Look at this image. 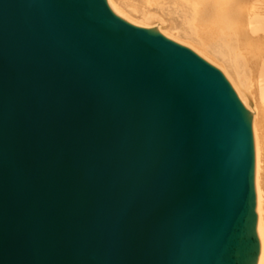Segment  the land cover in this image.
Wrapping results in <instances>:
<instances>
[{"label":"water","instance_id":"95a60500","mask_svg":"<svg viewBox=\"0 0 264 264\" xmlns=\"http://www.w3.org/2000/svg\"><path fill=\"white\" fill-rule=\"evenodd\" d=\"M241 91L109 0H0V264H257Z\"/></svg>","mask_w":264,"mask_h":264},{"label":"bare ground","instance_id":"6f19581e","mask_svg":"<svg viewBox=\"0 0 264 264\" xmlns=\"http://www.w3.org/2000/svg\"><path fill=\"white\" fill-rule=\"evenodd\" d=\"M223 67L241 97L255 149L258 261L264 264V0H109Z\"/></svg>","mask_w":264,"mask_h":264}]
</instances>
